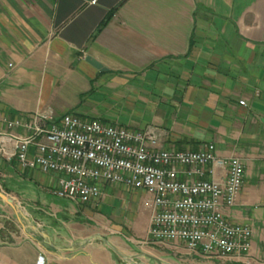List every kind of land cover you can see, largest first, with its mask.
<instances>
[{
	"label": "crops",
	"instance_id": "0c3cea01",
	"mask_svg": "<svg viewBox=\"0 0 264 264\" xmlns=\"http://www.w3.org/2000/svg\"><path fill=\"white\" fill-rule=\"evenodd\" d=\"M92 1L0 0V133L15 118L73 114L133 131L155 127L164 149L213 145L218 157H238L242 189L222 212L252 238L247 262L234 263L264 264V0ZM222 176L218 169L213 179ZM0 182L21 212L0 199V264H35L39 254L46 264H131L85 243L95 235L136 264H163L153 252L164 250L198 257L172 242L136 251L102 232H129L144 216L148 237L143 190L105 185L100 205H82L54 195V174L4 159Z\"/></svg>",
	"mask_w": 264,
	"mask_h": 264
},
{
	"label": "built area",
	"instance_id": "2783aa9c",
	"mask_svg": "<svg viewBox=\"0 0 264 264\" xmlns=\"http://www.w3.org/2000/svg\"><path fill=\"white\" fill-rule=\"evenodd\" d=\"M4 122L0 163L15 160L22 170L54 174L56 197L86 205L100 200L105 185L143 190L152 212L147 243H181L194 256L247 262L252 230L222 212L235 206L242 189L240 158L218 157L213 145L164 149L155 127L133 131L73 114L40 112ZM218 169L223 176L214 180ZM35 264H46L45 256Z\"/></svg>",
	"mask_w": 264,
	"mask_h": 264
},
{
	"label": "rangeland",
	"instance_id": "374dc122",
	"mask_svg": "<svg viewBox=\"0 0 264 264\" xmlns=\"http://www.w3.org/2000/svg\"><path fill=\"white\" fill-rule=\"evenodd\" d=\"M16 189H18L16 187ZM3 193H5L6 195L11 196L12 193L11 190H8L6 188H3ZM96 206L100 205V201L95 203ZM144 216L139 217L135 222H134V228L133 230L129 231L128 230H118L117 232H119V235L116 234L115 236L110 235V230H103L102 232H104L109 238H114L117 241H123L124 243L128 244V245H134L136 246V248H138V250L136 249V251H146L149 248H151L152 246L147 245V237H144L145 234V219L143 218ZM126 250L130 253H134L135 250L130 251L129 248L125 247ZM154 255L156 257L159 256V260H163V264H239V263H234L231 262L230 260L227 259H220V260H214V259H210L207 257H197L196 259H192L190 257H180L179 254H175L174 252H169L167 250L161 251L160 252H153Z\"/></svg>",
	"mask_w": 264,
	"mask_h": 264
},
{
	"label": "water",
	"instance_id": "95a60500",
	"mask_svg": "<svg viewBox=\"0 0 264 264\" xmlns=\"http://www.w3.org/2000/svg\"><path fill=\"white\" fill-rule=\"evenodd\" d=\"M86 61L88 63H90V65L95 67L96 69H101V66L98 63L94 62L93 60L87 58ZM0 199L3 202H5L7 205H9L12 209H14L18 213V215H21V212L19 210L18 205L11 198H9L5 193H3L2 191H0ZM25 221H26V223L28 225V228H30L31 230L35 231L37 234L40 235V237L42 238L44 244H46L48 246H52V243L48 240V236L45 233L39 232L38 228L36 226L32 225L27 218H25ZM92 240L98 241L101 244H103L106 247H108L117 257H119L123 261L129 262L131 264H136V263L133 262L132 258H130L126 254H124L122 251H120L118 248H116L106 238H104V237H102L100 235H95V236H92L91 238H89L88 240H86L85 243H90ZM74 250L75 249H72V251H74Z\"/></svg>",
	"mask_w": 264,
	"mask_h": 264
},
{
	"label": "trees",
	"instance_id": "16d2710c",
	"mask_svg": "<svg viewBox=\"0 0 264 264\" xmlns=\"http://www.w3.org/2000/svg\"><path fill=\"white\" fill-rule=\"evenodd\" d=\"M117 257V256H116Z\"/></svg>",
	"mask_w": 264,
	"mask_h": 264
}]
</instances>
